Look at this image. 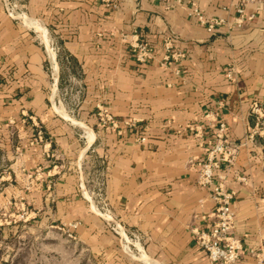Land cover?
Masks as SVG:
<instances>
[{"label":"crops","instance_id":"crops-1","mask_svg":"<svg viewBox=\"0 0 264 264\" xmlns=\"http://www.w3.org/2000/svg\"><path fill=\"white\" fill-rule=\"evenodd\" d=\"M11 2L16 17L0 0V145L19 148L40 170V215L75 224L100 264H210L193 228L212 227L215 204L211 188L198 184L196 161L220 122L232 143L257 129L264 0ZM193 2L227 22L209 31L190 14ZM136 40L153 49L147 63L136 60ZM167 40L184 56L164 64ZM230 64L235 80L226 75ZM69 77L82 93L76 113L58 99ZM100 104L116 125L99 123ZM258 130L226 179L236 191L232 232L246 252L238 264H258L251 250L264 242V126ZM92 165L104 202L98 211L82 179Z\"/></svg>","mask_w":264,"mask_h":264},{"label":"rangeland","instance_id":"rangeland-1","mask_svg":"<svg viewBox=\"0 0 264 264\" xmlns=\"http://www.w3.org/2000/svg\"><path fill=\"white\" fill-rule=\"evenodd\" d=\"M66 63H70L67 58ZM81 94L69 77L59 90V104L76 113ZM21 153L19 148L0 145V264H100L99 256L83 245L70 225L40 215L35 195L40 170ZM93 166L82 179L101 208L100 174Z\"/></svg>","mask_w":264,"mask_h":264},{"label":"built area","instance_id":"built-area-1","mask_svg":"<svg viewBox=\"0 0 264 264\" xmlns=\"http://www.w3.org/2000/svg\"><path fill=\"white\" fill-rule=\"evenodd\" d=\"M115 0H104L106 5L110 6ZM167 1V0H163ZM4 7L10 16L16 17V4L11 0H3ZM243 13V9H239ZM201 24L207 27L209 31H213L217 25L227 22L221 17L207 16L197 5L193 2L191 5V13ZM173 41L167 40L166 47L169 53L164 57L163 63L167 64L171 58L178 60L183 57L181 52H172ZM136 60L139 63H147L153 58V49L146 41L136 40L132 44ZM236 68L233 64L228 65L226 75L230 80L236 79ZM97 117L99 123L102 125H116V118L107 108V106L98 105ZM252 113L257 118V129H253L243 137L238 143H232L227 134V125L223 121L220 122L219 128L214 134V137L209 140L210 149L206 158L197 160L198 166V184L202 187L211 188V197L213 198L215 208L213 211V224L209 230L193 228V233L197 244L207 251L210 264H238L245 252L243 239L236 234H233V229L236 223V212L233 207V201L236 197V191L229 189L226 185L227 173L234 164L236 155L240 147L246 146L253 142L255 136L260 131L259 126H264V106L255 101L252 105ZM38 139L43 140V131H37ZM223 169L221 173L216 170ZM239 179L245 180V176H239ZM71 227H76L71 224ZM252 254L257 259L258 264L264 262V242L259 249L251 250Z\"/></svg>","mask_w":264,"mask_h":264},{"label":"bare ground","instance_id":"bare-ground-1","mask_svg":"<svg viewBox=\"0 0 264 264\" xmlns=\"http://www.w3.org/2000/svg\"><path fill=\"white\" fill-rule=\"evenodd\" d=\"M19 13V12H18ZM23 16V15H22ZM24 17H25V15H24ZM23 17V18H24ZM27 18V16L25 17V19ZM25 21V20H24ZM34 23H31L30 25H33ZM36 25V24H35ZM38 26V25H37ZM42 26V25H41ZM39 31V30H38ZM44 31V30H43ZM46 31V30H45ZM44 31V32H45ZM40 33V32H39ZM45 33H43V35H44ZM46 36V35H45ZM46 37H48V36H46ZM51 48V47H50ZM54 51V50H53ZM55 54V53H54ZM56 107V106H55ZM65 111V110H64ZM66 112V111H65ZM64 115L66 116V117H69L68 116V114L67 113H64ZM64 117V116H63ZM73 121L75 122V123H78L76 120H74L73 119ZM92 132V131H91ZM90 195H88V197H89ZM92 205H93V208L96 210V211H98L97 210V208H96V206H95V204L94 203H92ZM127 247V246H126ZM128 248V247H127ZM142 257H143V259H145V260H147V258L144 256V255H142Z\"/></svg>","mask_w":264,"mask_h":264}]
</instances>
